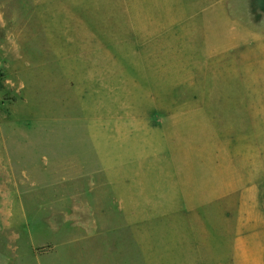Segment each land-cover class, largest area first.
<instances>
[{"label":"rangeland","instance_id":"374dc122","mask_svg":"<svg viewBox=\"0 0 264 264\" xmlns=\"http://www.w3.org/2000/svg\"><path fill=\"white\" fill-rule=\"evenodd\" d=\"M256 263L264 0H0V264Z\"/></svg>","mask_w":264,"mask_h":264},{"label":"crops","instance_id":"0c3cea01","mask_svg":"<svg viewBox=\"0 0 264 264\" xmlns=\"http://www.w3.org/2000/svg\"><path fill=\"white\" fill-rule=\"evenodd\" d=\"M117 203H118V201H117ZM258 241H256V243H255V245H256V251L258 252V250H257V246H258ZM241 256H242V258L245 260L247 257H248V254H246L245 252H243L242 254H241ZM242 259V260H243ZM247 260V259H246ZM256 264H258V263H256Z\"/></svg>","mask_w":264,"mask_h":264}]
</instances>
